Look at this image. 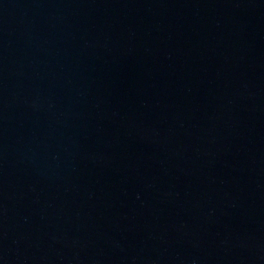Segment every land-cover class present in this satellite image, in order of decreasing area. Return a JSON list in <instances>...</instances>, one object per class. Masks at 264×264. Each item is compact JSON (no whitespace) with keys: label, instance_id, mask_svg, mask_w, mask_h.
Wrapping results in <instances>:
<instances>
[{"label":"water","instance_id":"95a60500","mask_svg":"<svg viewBox=\"0 0 264 264\" xmlns=\"http://www.w3.org/2000/svg\"><path fill=\"white\" fill-rule=\"evenodd\" d=\"M0 264H264V0H0Z\"/></svg>","mask_w":264,"mask_h":264}]
</instances>
